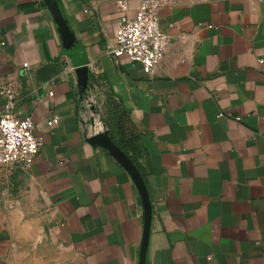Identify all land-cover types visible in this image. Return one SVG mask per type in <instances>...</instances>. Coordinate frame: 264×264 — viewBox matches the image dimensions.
Segmentation results:
<instances>
[{
  "label": "crops",
  "instance_id": "crops-1",
  "mask_svg": "<svg viewBox=\"0 0 264 264\" xmlns=\"http://www.w3.org/2000/svg\"><path fill=\"white\" fill-rule=\"evenodd\" d=\"M62 3L66 30L45 0H0V86L21 82L43 138L29 170L0 169V264H140L142 194L90 141L99 119L113 141L137 134L145 264H264V0L162 7L171 40L154 78L106 52L141 0Z\"/></svg>",
  "mask_w": 264,
  "mask_h": 264
},
{
  "label": "built area",
  "instance_id": "built-area-1",
  "mask_svg": "<svg viewBox=\"0 0 264 264\" xmlns=\"http://www.w3.org/2000/svg\"><path fill=\"white\" fill-rule=\"evenodd\" d=\"M173 1L141 0L135 17H122L114 38L107 44V54L115 60L123 54L128 55L132 61L141 63L145 73L154 78L171 40L161 27L160 11ZM63 62H66L63 72L68 73L72 67L67 61ZM24 66L28 67V63ZM22 89L21 82L8 78L0 86V95L5 100L0 114V169L29 170L43 145V138L37 134L34 120L19 108ZM49 93L53 95V91ZM94 102L95 99L91 98L89 106ZM57 119L54 117L49 123L53 125ZM105 130L107 127L99 119L89 134L92 136Z\"/></svg>",
  "mask_w": 264,
  "mask_h": 264
},
{
  "label": "water",
  "instance_id": "water-1",
  "mask_svg": "<svg viewBox=\"0 0 264 264\" xmlns=\"http://www.w3.org/2000/svg\"><path fill=\"white\" fill-rule=\"evenodd\" d=\"M45 2L52 11V13L54 14L61 28L66 30L68 22L65 15V9L62 0H45ZM56 70L57 67L55 66L53 67L50 65L49 66L45 65L42 68V71L46 74L47 72L56 71ZM43 79L47 81L50 79V77L47 78L44 75ZM89 139L95 144H99L103 147H106L112 153V155H114V157H116L132 174L134 180L136 181L141 191L146 213H145V233H144L140 264H145L148 238L150 232L151 216H152V204L144 178L141 172L139 171L137 165L132 160V158L113 141V139L110 137L108 130L92 135Z\"/></svg>",
  "mask_w": 264,
  "mask_h": 264
},
{
  "label": "trees",
  "instance_id": "trees-1",
  "mask_svg": "<svg viewBox=\"0 0 264 264\" xmlns=\"http://www.w3.org/2000/svg\"><path fill=\"white\" fill-rule=\"evenodd\" d=\"M122 127H124V124H120V122H118L117 126L115 128H117L118 132H122ZM126 129L129 132L128 133V138L125 141L127 143H125L123 139H121L119 142H116V141H114V142L119 147H121L132 158V160L135 161V163L137 164L134 155H130V148H132V146L134 144L133 142L136 140L137 134L132 129H129V128H126ZM124 131H126V130H124ZM110 133H111L112 136H114V128H112L110 130Z\"/></svg>",
  "mask_w": 264,
  "mask_h": 264
}]
</instances>
